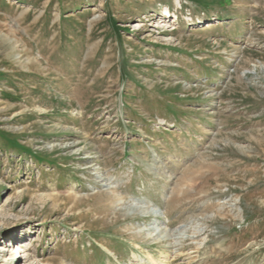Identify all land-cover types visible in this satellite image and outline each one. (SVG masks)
Listing matches in <instances>:
<instances>
[{
    "label": "rangeland",
    "instance_id": "obj_1",
    "mask_svg": "<svg viewBox=\"0 0 264 264\" xmlns=\"http://www.w3.org/2000/svg\"><path fill=\"white\" fill-rule=\"evenodd\" d=\"M18 240L264 264V0H0V264Z\"/></svg>",
    "mask_w": 264,
    "mask_h": 264
},
{
    "label": "bare ground",
    "instance_id": "obj_2",
    "mask_svg": "<svg viewBox=\"0 0 264 264\" xmlns=\"http://www.w3.org/2000/svg\"><path fill=\"white\" fill-rule=\"evenodd\" d=\"M177 20V19H176ZM174 22H176V21H174ZM11 43V42H10ZM154 163L155 164H157L158 163V161L157 160H155L154 161ZM15 244H17L19 247H21L22 249L20 250V249H18L17 250V254L16 255H18V256H22V257H24L25 258V264H40V260H34L33 262H28V260H30L29 259V255H28V248H26V247H23V246H21L20 244V241L18 240V241H16V243ZM23 252V253H22ZM36 261V262H35ZM149 263L150 264H169L168 262H167V258H166V254H165V252H163L161 255H159L158 257H155V256H153V255H150L149 256ZM35 262V263H34Z\"/></svg>",
    "mask_w": 264,
    "mask_h": 264
}]
</instances>
